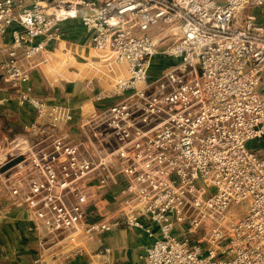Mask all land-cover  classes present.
<instances>
[{
    "label": "built area",
    "instance_id": "obj_1",
    "mask_svg": "<svg viewBox=\"0 0 264 264\" xmlns=\"http://www.w3.org/2000/svg\"><path fill=\"white\" fill-rule=\"evenodd\" d=\"M263 4L0 0L1 77L33 110L4 187L31 229L72 239L140 229L152 237L145 264H264V152L249 146L264 139V10L251 11ZM74 18L90 36L88 68L111 78L77 108L38 97L24 66L47 62ZM157 54L172 62L154 78ZM105 194L114 213L82 226Z\"/></svg>",
    "mask_w": 264,
    "mask_h": 264
},
{
    "label": "crops",
    "instance_id": "obj_2",
    "mask_svg": "<svg viewBox=\"0 0 264 264\" xmlns=\"http://www.w3.org/2000/svg\"><path fill=\"white\" fill-rule=\"evenodd\" d=\"M61 29L62 40L48 47L45 53L47 62H42L40 57L26 62L30 69L33 62L40 63V69L30 73V84L34 93L47 103H65L77 108L96 91L108 87L111 78L87 67L86 61L93 55L90 36L78 18L63 21ZM3 40L8 41V37ZM120 72L123 73L121 68H116L111 75ZM5 83L7 85L0 87V100L4 99L0 109L18 131H22V125L33 119V110L28 105H17L14 91ZM113 100L103 104L108 105ZM66 129L74 132L70 125ZM5 176L6 173H0L2 184ZM89 184L96 188L94 178ZM118 187L113 186L108 192L117 191ZM7 194H0V264H36L34 259L38 256L40 264H145V250L152 237L143 230L120 225L98 235H86L79 230L73 239L68 233L45 235L31 229L29 211ZM109 197L103 195L101 209L92 205L87 208L82 226L114 213L115 206L108 201Z\"/></svg>",
    "mask_w": 264,
    "mask_h": 264
},
{
    "label": "rangeland",
    "instance_id": "obj_3",
    "mask_svg": "<svg viewBox=\"0 0 264 264\" xmlns=\"http://www.w3.org/2000/svg\"><path fill=\"white\" fill-rule=\"evenodd\" d=\"M253 10H256L257 12L264 10V4L259 6L258 8L251 9V11H253ZM90 58L93 60L96 59L93 56H91ZM171 62H172L171 58L166 57L164 55L157 54L153 58V61H152V66H151V70H150L151 76L156 78L163 69L167 68L171 64ZM39 64L40 63L33 62L31 64V66H32L31 69L29 68L30 65L27 64L26 62L24 63V66L28 67L29 72L31 73V71L33 72V71H37V69H40ZM101 69L103 70L104 67H101ZM115 74H119V73H115ZM0 75H1V73H0ZM5 85H7V84L5 83V80L1 77L0 78V87H4ZM14 96H15V94H14ZM26 124L27 123H24L22 125V127H21L22 131H20V129L18 131L16 125L13 123L12 120H10V117L6 118L4 115V112H2V110L0 109V163L4 161L6 156L8 157L7 151L16 142V136L21 134V132L24 133V125H26ZM16 131H18V132H16ZM22 136L23 135H20L19 137H22ZM249 146L253 149L259 150L260 152H264V139L260 140L257 143L255 141H251L249 143ZM6 162H8V161H6ZM6 162L4 161V163L2 165H4ZM2 165H0V167ZM6 172H2V173H6ZM4 180H5V178L3 177V184L0 180V194L1 195H5V193L7 194V191L4 187V182H5ZM8 195L9 194H7V196ZM15 201H17V200H15ZM1 204H3V203L1 202ZM245 212H246L245 202H240V203L234 205L231 209V214L234 217H241L245 214ZM35 258L41 259L40 256L35 257ZM36 264H40V262H36Z\"/></svg>",
    "mask_w": 264,
    "mask_h": 264
},
{
    "label": "water",
    "instance_id": "obj_4",
    "mask_svg": "<svg viewBox=\"0 0 264 264\" xmlns=\"http://www.w3.org/2000/svg\"><path fill=\"white\" fill-rule=\"evenodd\" d=\"M0 78H1V75H0ZM21 159H22V157L21 156H18V157H15L12 160L6 162L4 165H2L0 167V173L6 172L14 163H16L17 161H19Z\"/></svg>",
    "mask_w": 264,
    "mask_h": 264
}]
</instances>
